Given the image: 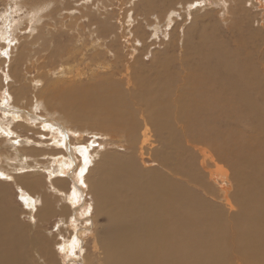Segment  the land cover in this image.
Listing matches in <instances>:
<instances>
[{"label":"bare ground","instance_id":"obj_1","mask_svg":"<svg viewBox=\"0 0 264 264\" xmlns=\"http://www.w3.org/2000/svg\"><path fill=\"white\" fill-rule=\"evenodd\" d=\"M9 1L15 6L4 16L15 24L11 30L32 24L33 32L31 41L20 46L12 47L3 39L7 41L2 46L6 57L0 61L13 63L12 74L19 85L13 88L9 84L10 92L0 94V121H7L0 126V162L5 165L0 175L13 177L28 191L24 201L31 205L35 219L49 210L50 201L66 200L60 209L65 213L60 214L64 218L61 232L69 233L58 245L63 264H84L82 249L88 236L94 238L96 264H264V64L253 67L262 74L231 69L240 62V54L250 53L244 40H240V51L231 52L235 57H229L224 45L217 44L191 59L177 58L181 66L175 70L168 69L171 63L163 62L162 71L156 70L152 77L151 73L132 71V64L120 53H113L109 41L93 31L91 56L100 59L102 54L106 58L112 53L115 60L106 58L104 69L121 66L119 73L125 83L116 81V73L111 72L106 80L95 78L90 87L78 85L76 79L57 86L56 80H49L52 77L48 78L45 62L31 61L25 69L37 70L38 77L31 80L29 93L26 75H20L18 68L34 59L33 53H39L34 50L38 43L47 49L57 39L46 36H53L51 23L42 28L37 25L55 13L52 1ZM257 2L264 14V0ZM207 3L223 9L228 6L227 13L231 8V0H202L197 5L204 8ZM183 5L189 14L192 5L198 7L193 1ZM23 8H28L29 14L17 20L15 13ZM167 18L169 24L175 21L172 14ZM5 34L3 26L0 38ZM64 69L60 71L64 73ZM69 72H73L70 67ZM57 102H62V108L56 107ZM10 127L53 138L58 146L47 151L28 148L9 132ZM80 133L91 138L96 133L105 140H119V144L116 150L97 141L85 144ZM220 161L227 163L230 173L213 171ZM36 163L41 164L33 168ZM41 166H47V175L28 171ZM41 182L44 191H32ZM6 185L0 182V189ZM89 191L97 199V216L107 220L102 236L90 233L98 217L89 215L93 205L84 200ZM7 206L0 197V264H36L30 252L42 264H50L52 243L39 234L37 219L32 238L26 237L23 226H15L14 210ZM235 207L238 212L233 215ZM229 242L235 244L232 249Z\"/></svg>","mask_w":264,"mask_h":264},{"label":"rangeland","instance_id":"obj_2","mask_svg":"<svg viewBox=\"0 0 264 264\" xmlns=\"http://www.w3.org/2000/svg\"><path fill=\"white\" fill-rule=\"evenodd\" d=\"M44 1H52L51 8H53L55 16L52 17L53 19H48L46 17L42 18L41 21H37V25L39 28H42L48 27V24L51 23V30H49V32L53 34V36H49L48 33H46V36L47 38L53 37L52 39L57 37V39L55 38V41L53 40V43L49 44L50 48L48 47L47 49L38 43V45L34 47V50L39 53H33L32 58L34 59L28 60V62L24 63L22 66H20V68H18V73L20 75H26L24 79L26 80L28 86L25 87V90L29 91V93L33 86L31 80L38 77L37 70L33 69L28 71L25 69L28 63L30 65L31 61H35V63H37V61L45 62V68L49 75L48 78L52 77L53 79H49L51 81L56 80V84H60L57 86H67L70 84L69 80L76 79L78 85L90 87L95 84L93 82L95 78H97L99 81L106 80L109 78L111 72L116 73L114 74V78L116 81L121 83L124 80L123 73L122 75L119 73L122 68L121 66L117 68L114 65L110 71L104 69V67H106V58H108V62H110V60H115V57L114 55L112 56V53H109L108 57L106 58L105 55L102 54L100 59H96L91 56L94 50V45L92 44L94 38L91 36L93 31L97 32L96 34H99V37H104L107 42L109 41L108 45L110 43L109 48L111 51L113 53H120V55H122L121 57L132 64V71H135L136 74L140 73L139 75H146V73L148 76L150 73V75H155L156 70L162 71V64L166 61L171 63V67L168 69L175 70L181 66V64L178 63V59H180L182 56L184 59L187 57L191 59L193 56H198L199 51L204 53L209 47L214 48L217 44L224 45V51L227 52L229 57H235L236 54L233 55L231 52L237 53L241 50L239 43L242 39L244 40V44L248 47L250 53L245 52L247 56L240 54V62L235 64V66H233L231 69L238 67L241 69H246L247 73L250 74L263 73L261 71L257 72L255 69H253L255 66H262L264 64V61L261 60L262 56L264 58V14L259 11V2H257V0H231V8L228 13V6L223 9L219 5H211L207 3L208 6L206 5L204 8H200V6L197 4L202 0H91L88 3L83 2L82 0ZM192 1L195 6L198 7L195 8L194 5H192L193 9H190L192 11L191 14H189L186 12V5L183 4L186 2L192 3ZM211 1L214 2L215 0ZM14 6L15 5L9 0H0V29L3 26H5L7 29V34L0 38V53H3L0 55V60L6 57V53H4L6 49L2 48V46L6 45L5 43H7L6 40H3L4 37L9 40L12 47L20 46L22 43L31 41L30 34L33 32L32 24H30L29 27H27L26 24H22L19 30L13 32L11 27H14L15 24L8 23L4 16L8 10L10 8L12 9ZM55 10H57V13ZM170 10L172 12H170ZM173 12H175V14H173ZM28 14V8H23L19 14L15 13V18L19 20L20 15L28 16ZM169 14H172V18L175 20L171 24L168 23L169 18L167 17ZM89 17H91L93 21L89 20L91 19ZM91 22L96 23H93L95 27L93 25L90 26ZM99 22H102V28ZM42 23H45L46 25H42ZM83 26L85 29H83ZM77 29L80 31H77ZM157 29L158 31L156 32ZM165 31H168L169 34H165ZM23 35H26L27 38H20ZM37 46L38 48H36ZM52 46L55 49L52 48ZM65 46L68 48L66 51L62 50ZM72 50H74L75 53ZM7 51H9V49H7ZM40 53H42V55ZM44 56L48 58L46 59ZM39 58H42V60H39ZM53 60L55 61L53 62ZM8 63L9 62L3 63L0 61V94L2 95L10 92L7 85L12 84L13 88L19 85L16 76L12 74V72H14V65L13 63ZM61 67L65 68L64 73L62 70L60 71ZM69 67L72 68L73 72H69ZM57 69L60 71L59 73ZM54 73H56V75H53ZM24 79L22 80L24 81ZM62 83L63 85H61ZM122 86L126 88L125 86L127 85L123 84ZM62 105V102H57L56 107L62 108ZM4 123L7 124V121L1 120L0 126L2 127V124ZM70 125L75 127V125L72 123H70ZM8 130L9 132L15 134L16 137L21 140V142H26L27 144L24 146L28 148H35L39 150L42 148L47 151V149H55L56 146H58L53 138L47 137L44 139L42 136L27 133V131L23 128L15 130L13 127H10ZM95 135L97 134L94 133L91 138V135H86L85 133L78 134L80 138L84 139L83 141L85 144L97 141V144H102V146H105L104 144L106 143L108 148L109 145H112L115 150L117 149L119 140H105L100 138V135V137L98 135V137H94ZM73 140H75L74 137ZM146 161L149 162V160ZM41 163H36V166H31L33 168H37ZM49 164L50 163L46 165L48 166ZM14 165H16V167H20L18 163L14 162ZM2 166L5 165L0 162V168ZM47 166H41V171H39L40 169H31L28 171H36L39 173L42 172L43 174L47 175ZM225 170H229V173L231 171L227 163L224 161H220L213 168V171L220 172ZM0 182L3 184H8L0 189V197H2L5 205H8V208L14 210V218L17 219L15 226L22 225L25 236L27 237L28 235L32 238L34 234V221L37 219V223L39 224L38 227L40 228V231L38 230L39 234H42L41 236L46 235L48 238H50L49 241L52 243L53 251H51V254H53V256L50 264H63V259L59 253L60 250L58 251V245L63 241V239H66L65 236H67L69 233L67 230H62L61 232V228H63L64 224V218L61 217L60 214L64 216L65 213H62L60 209L64 205L63 202H66V200H60V202L55 200L50 201V204H48L49 210L47 212L42 211L41 213H38L35 219L33 216L35 213L33 215L31 213V205H27L24 201L28 191H23L21 186L16 183L13 177H2L0 175ZM41 183V185L32 191L42 193L45 188V183ZM87 194L88 195L84 194L85 202L88 201L93 205V212L91 213L92 215H89L90 217L93 216L94 218L98 217L96 220H93V226L91 227L92 231L90 232L91 236H102L104 235V229L102 228H104V222L107 220L103 215L97 216V199H95L94 195L91 194L90 191ZM37 198L38 197H36L35 200L36 206L39 205ZM218 204L220 207H223L222 202H219ZM237 210L238 209L236 208V211L232 210L231 213L234 215L236 212H238ZM226 213L229 214L228 209H226ZM31 225L33 227L32 229H29ZM87 241L89 245L85 242L86 245L82 249L84 253H86L84 264H96L95 260L93 259L94 255L92 253L94 238H90L88 236ZM229 243L230 249H232L235 244H232V242ZM29 248H31L34 252L36 247H34L31 243ZM30 255L36 257V264H42V260H40L38 256L35 255V253L32 254V252H30ZM45 256L46 254L41 256L43 260Z\"/></svg>","mask_w":264,"mask_h":264},{"label":"snow or ice","instance_id":"obj_3","mask_svg":"<svg viewBox=\"0 0 264 264\" xmlns=\"http://www.w3.org/2000/svg\"><path fill=\"white\" fill-rule=\"evenodd\" d=\"M3 53H0V55H2Z\"/></svg>","mask_w":264,"mask_h":264}]
</instances>
